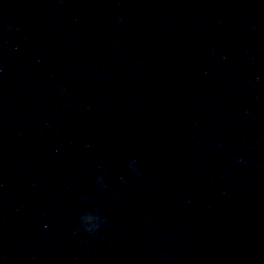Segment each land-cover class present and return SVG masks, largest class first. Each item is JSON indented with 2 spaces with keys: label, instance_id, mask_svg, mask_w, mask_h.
<instances>
[{
  "label": "clouds",
  "instance_id": "9594fccd",
  "mask_svg": "<svg viewBox=\"0 0 264 264\" xmlns=\"http://www.w3.org/2000/svg\"><path fill=\"white\" fill-rule=\"evenodd\" d=\"M127 167L131 170L134 175L138 176L140 179L143 178L142 175L131 164ZM97 183L102 184V180L98 178ZM102 223L106 224L107 219L99 214V209L94 208L92 213H85L80 217L81 227L76 229V231H83L88 235L99 234L100 225Z\"/></svg>",
  "mask_w": 264,
  "mask_h": 264
}]
</instances>
